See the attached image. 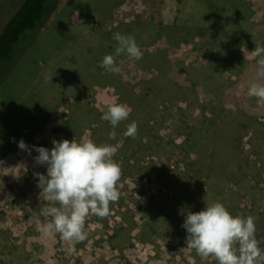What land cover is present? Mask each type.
<instances>
[{
	"label": "rangeland",
	"instance_id": "obj_1",
	"mask_svg": "<svg viewBox=\"0 0 264 264\" xmlns=\"http://www.w3.org/2000/svg\"><path fill=\"white\" fill-rule=\"evenodd\" d=\"M224 1L50 4L36 38L0 64V264H218L187 248L182 227L214 202L254 217L264 249V104L248 95L258 70L249 54L264 47V0ZM22 2L0 0V31ZM117 32L133 36L142 55L170 42L185 48L163 75L126 54L108 72L101 62L114 54ZM130 88L144 99L115 139L110 124L85 132L108 105L134 107ZM69 112L84 131L71 132ZM133 121L134 139L123 135ZM65 139L117 146L122 170L110 214L89 215L86 239L71 245L39 231L52 219L45 209L59 205L42 195L36 174L47 166L34 159L35 148Z\"/></svg>",
	"mask_w": 264,
	"mask_h": 264
},
{
	"label": "clouds",
	"instance_id": "obj_2",
	"mask_svg": "<svg viewBox=\"0 0 264 264\" xmlns=\"http://www.w3.org/2000/svg\"><path fill=\"white\" fill-rule=\"evenodd\" d=\"M118 46L114 54L105 55L101 66L108 72H117L116 57L126 54L139 60L142 52L131 35L113 34ZM249 54V53H248ZM257 58L256 79L250 84L248 95L264 104V47H255L249 54ZM131 109L127 104L112 103L102 114L110 122L113 131L110 139L116 138L115 128L128 119ZM138 125L135 121L123 133L136 138ZM49 150L37 147L35 162L47 166V175L37 173L39 187L47 201L58 204L45 209L52 217L39 231L44 235L59 233L71 245L86 239L85 223L89 215L105 218L110 214V204L121 196L118 182L121 179L120 165L113 159L117 146L97 144L91 139L63 141L53 140ZM21 150H28L23 140ZM43 186V187H42ZM182 227L187 232V248L194 249L202 259L215 258L218 264H264V249L256 239L255 218L233 216L221 202L206 204L199 212H189Z\"/></svg>",
	"mask_w": 264,
	"mask_h": 264
},
{
	"label": "trees",
	"instance_id": "obj_3",
	"mask_svg": "<svg viewBox=\"0 0 264 264\" xmlns=\"http://www.w3.org/2000/svg\"><path fill=\"white\" fill-rule=\"evenodd\" d=\"M57 0H23L20 6L16 9L13 15L9 18L7 23L3 26L0 31V64L7 62L10 60L12 55L14 54L17 46L23 41L29 42L36 38L38 32H40L41 28L44 25L45 18L47 15L48 7L51 3L56 2ZM218 1V0H217ZM225 4H230L229 0L224 1ZM234 7V6H233ZM217 18L219 15H216ZM215 18V20H217ZM209 30L206 29L204 33L208 34ZM203 33V35H204ZM236 39L235 37H232ZM170 48L168 49H160L156 48L154 50H147L143 55L142 58L139 59L138 64L139 67L145 70V65L148 66L150 69H156L157 73L163 75L164 68L170 67L171 65H175L171 60L172 54H174L177 50H183V48H179L170 42ZM238 45V44H237ZM231 72V71H229ZM128 85V84H127ZM126 87V85H124ZM132 90L131 94L134 97L133 106L129 105L131 109L129 117L127 120L122 121L119 123L118 126L122 125L123 123L131 122L132 118L134 117L135 111H140L141 104L139 99H144L143 95L145 92L138 93L135 88H130ZM136 105V106H135ZM89 114L91 113L88 110ZM77 114V113H76ZM74 112H69V122L72 126L71 132H93V131H101L104 128V125H109L110 122H104L102 120L103 111H97L94 115L96 122L93 125H80V122L76 121L77 117ZM91 115V114H90ZM146 126V124H145Z\"/></svg>",
	"mask_w": 264,
	"mask_h": 264
},
{
	"label": "crops",
	"instance_id": "obj_4",
	"mask_svg": "<svg viewBox=\"0 0 264 264\" xmlns=\"http://www.w3.org/2000/svg\"><path fill=\"white\" fill-rule=\"evenodd\" d=\"M126 21V20H125Z\"/></svg>",
	"mask_w": 264,
	"mask_h": 264
}]
</instances>
